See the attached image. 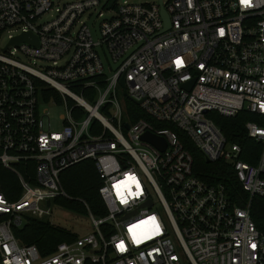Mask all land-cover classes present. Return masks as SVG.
<instances>
[{"label":"built area","instance_id":"1","mask_svg":"<svg viewBox=\"0 0 264 264\" xmlns=\"http://www.w3.org/2000/svg\"><path fill=\"white\" fill-rule=\"evenodd\" d=\"M24 33L37 44L13 41ZM21 57L51 63L41 71ZM41 97L64 105L60 129ZM241 111L256 117L245 123L260 146L255 164L208 115ZM175 129L233 166L244 206L195 174ZM84 160L95 163L107 214L88 209L93 231L49 254L22 242L14 229L47 219L68 196L61 173ZM0 166L19 183L17 198L0 192V264H264L250 209L264 199V0H0Z\"/></svg>","mask_w":264,"mask_h":264},{"label":"trees","instance_id":"2","mask_svg":"<svg viewBox=\"0 0 264 264\" xmlns=\"http://www.w3.org/2000/svg\"><path fill=\"white\" fill-rule=\"evenodd\" d=\"M49 90L51 88H45V92ZM88 93H90V90L85 91V95H88ZM127 103L129 105L131 101L127 99ZM132 105L134 104L132 103ZM208 115L221 126L228 139L243 145L241 158L255 164L257 158H259L260 146L249 137L245 128V123L248 120H255L254 114L241 111L235 117H225L217 112H209ZM139 117L148 118L143 113H137L133 119ZM175 130L178 132L184 146L194 157L193 169L195 174L211 184L224 183L230 199L244 206L249 201V194L238 180L233 166L222 160L207 161L202 151L184 132L179 129ZM61 181L68 196L58 197L56 199L58 204L84 215L88 214V209L97 217L107 214V207L99 193L102 180L93 161L84 160L66 168L61 173ZM0 192L5 193L12 199L17 198L19 194V183L16 177L2 166H0ZM250 209L257 227L264 231V199L260 197L252 198ZM14 232L22 242L36 244L43 254L53 252L59 243L70 242L78 237L76 233L61 226L53 225L47 219L33 217H28L23 226L15 228Z\"/></svg>","mask_w":264,"mask_h":264},{"label":"rangeland","instance_id":"3","mask_svg":"<svg viewBox=\"0 0 264 264\" xmlns=\"http://www.w3.org/2000/svg\"><path fill=\"white\" fill-rule=\"evenodd\" d=\"M63 2L65 0H56ZM119 2H123L125 0H118ZM129 2H139L141 0H127ZM8 41L7 36H4L1 40V45L6 44ZM21 59L28 63L29 65L33 66L34 68L43 71L44 67L50 65V61L47 60H39L36 59L30 60L25 57H21ZM44 87L47 85L43 84ZM50 88V87H49ZM54 97L55 100L58 103H62L63 95L59 93L57 90L51 87V90L45 92V97L50 98ZM69 103L74 105L75 101L73 99L67 98ZM124 99V98H123ZM131 106L132 102L129 104ZM40 107L44 110L49 111V116L51 119V123L54 129H60L61 128V120L60 117L65 114L66 110L64 105L56 104L52 100L51 101H44L42 97L40 98ZM47 219L56 226H61L63 228H66L67 230L76 233L77 235H85L89 232L93 231V226L91 223V220L89 219L88 215L81 214L79 212H74L69 210L68 208H65L61 204H58L54 202L52 204V213L50 216L47 217Z\"/></svg>","mask_w":264,"mask_h":264},{"label":"water","instance_id":"4","mask_svg":"<svg viewBox=\"0 0 264 264\" xmlns=\"http://www.w3.org/2000/svg\"><path fill=\"white\" fill-rule=\"evenodd\" d=\"M111 7V4L109 5ZM163 17L165 19V29H168L170 27V21H169V18H168V15L165 11H163ZM105 18H109V16H106ZM96 30H97V34L98 36L100 37L101 36V33H100V21L97 22L96 24ZM13 41L18 44L19 42L21 41H28L32 44H37V38L35 36H33L32 34L30 33H24L23 35H20L18 37H15L13 39ZM105 51H106V54L108 56V59L110 62L111 61V58H110V55L107 51V48L105 47ZM117 64H114V67H116ZM121 85L122 86H125V80L124 78L121 79L120 81ZM192 82H189L187 84V86H191ZM125 93H127V91L125 90ZM129 125L127 124L126 127H128ZM143 140L153 144L154 146L160 148V149H164L166 147V140L164 137H161V136H158L152 132H146L143 136H142ZM208 160V159H207ZM209 161V160H208ZM148 202H151V201H148Z\"/></svg>","mask_w":264,"mask_h":264},{"label":"snow or ice","instance_id":"5","mask_svg":"<svg viewBox=\"0 0 264 264\" xmlns=\"http://www.w3.org/2000/svg\"><path fill=\"white\" fill-rule=\"evenodd\" d=\"M245 3H247V0H244ZM178 64L180 63L179 61L177 62ZM122 247V246H121Z\"/></svg>","mask_w":264,"mask_h":264}]
</instances>
